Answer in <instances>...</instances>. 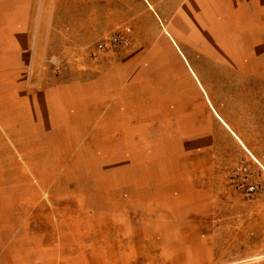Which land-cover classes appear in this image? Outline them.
<instances>
[{"label": "rangeland", "instance_id": "1", "mask_svg": "<svg viewBox=\"0 0 264 264\" xmlns=\"http://www.w3.org/2000/svg\"><path fill=\"white\" fill-rule=\"evenodd\" d=\"M207 3V11H198L196 0L186 1L191 26L181 21V12L159 17L146 5L102 13L104 28L88 45L93 57L143 41L135 52L137 73L124 74L130 64L121 71L123 98L142 105L139 138H128L109 157L112 165L136 166L139 171L124 175L141 180L116 195L111 209L83 204L81 210L93 216L80 228L69 220L70 228L46 237L48 264H264V194L249 197L229 181L235 167L251 163L249 152L264 163V0ZM168 24L182 41L184 57L167 42ZM114 35L122 43L101 50L100 43ZM70 66V60H44L45 81L54 82ZM0 67L11 69L13 61L0 59ZM10 78L0 76L3 99ZM13 119L11 103L0 99L5 136ZM9 162L18 157L9 156L0 141V163ZM99 171L95 165L93 178H103ZM92 191L84 188V197L96 196ZM69 194L66 188L52 193ZM75 208L63 202L54 210Z\"/></svg>", "mask_w": 264, "mask_h": 264}, {"label": "crops", "instance_id": "2", "mask_svg": "<svg viewBox=\"0 0 264 264\" xmlns=\"http://www.w3.org/2000/svg\"><path fill=\"white\" fill-rule=\"evenodd\" d=\"M134 1L137 5L131 0H0V36L7 39L0 40V59L13 61L11 69L0 67V76L11 77L7 98L0 99L11 103L10 123L15 124L8 126L6 136L0 132V141L19 160L0 163V264H48L43 258L46 237L70 228L69 220L80 228L81 221L93 216L81 210L83 204L103 203L111 209L116 195L138 187L141 179L133 182L124 175L139 171L136 166L112 165L109 157L119 154L128 138H139L135 128L144 116L142 105L123 98L121 71L130 64L124 74L137 73L135 52L143 41L136 38L132 44L137 47L98 57L88 45L104 28V12L140 11L146 5L158 16L181 12V21L191 22L185 14L187 0ZM196 4L198 11H207V0ZM167 27L165 40L174 54L183 56L177 31ZM49 59L71 61L54 82L44 79L43 61ZM128 124L133 125L131 134ZM95 165L102 179L93 178ZM63 188L71 194L52 195ZM84 188L94 189L96 196L84 197ZM63 202L76 205L75 211H55Z\"/></svg>", "mask_w": 264, "mask_h": 264}, {"label": "built area", "instance_id": "3", "mask_svg": "<svg viewBox=\"0 0 264 264\" xmlns=\"http://www.w3.org/2000/svg\"><path fill=\"white\" fill-rule=\"evenodd\" d=\"M121 35L109 36L100 43L101 50H106L121 44ZM251 163H243L235 167L229 176L231 185L239 192L254 197L264 194V163L249 152Z\"/></svg>", "mask_w": 264, "mask_h": 264}]
</instances>
